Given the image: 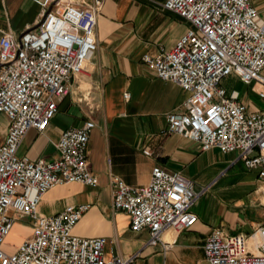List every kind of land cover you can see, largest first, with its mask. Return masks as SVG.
<instances>
[{
  "label": "built area",
  "instance_id": "built-area-1",
  "mask_svg": "<svg viewBox=\"0 0 264 264\" xmlns=\"http://www.w3.org/2000/svg\"><path fill=\"white\" fill-rule=\"evenodd\" d=\"M104 1L46 0L49 8L36 26L0 38V114L8 118L0 144V264H138L137 254L107 258L104 237L72 232L87 204H69L52 215L37 212L43 194L55 185L96 184L87 163L92 120L60 133L57 158L17 155L30 128L45 130L69 82L96 51ZM159 5L189 24L171 48L142 56L156 77L188 92L182 111L166 115L167 132L197 142L202 151L239 152L245 167L257 170L264 196V107L250 105L222 85L233 75L264 103V12L251 0H164ZM110 183L113 209L127 214L132 231H148V245L163 247L165 231H182L196 222L191 206L205 190L196 191L192 180L159 165L146 185L130 186L114 175ZM22 220L30 221V234L6 253L5 240ZM203 251L208 264H264V225L251 234L214 228Z\"/></svg>",
  "mask_w": 264,
  "mask_h": 264
},
{
  "label": "crops",
  "instance_id": "crops-1",
  "mask_svg": "<svg viewBox=\"0 0 264 264\" xmlns=\"http://www.w3.org/2000/svg\"><path fill=\"white\" fill-rule=\"evenodd\" d=\"M64 1L89 4L92 0ZM162 1H104L97 20L96 51L83 72L69 82V92L57 102L58 109L45 130L30 128L17 155L30 160L57 158L60 133L80 126L85 119L92 120L95 125L89 137L87 163L96 184L55 185L43 194L37 212L52 215L69 204H87L72 232L104 237L107 258L137 254L138 264H208L203 244L212 229L251 234L264 225L263 184L257 170L245 167L239 152L216 148L202 151L197 142L167 132L166 115L182 111L188 92L156 77L142 56H156L162 49L171 48L189 24L163 9L159 5ZM251 1L264 12V0ZM49 5L46 0H0V38L7 32L20 36L36 26ZM228 78L237 82L231 90L250 105H257L248 94L251 89L235 76L225 77L222 83ZM125 92L128 98H124ZM7 128L8 118L0 114V144ZM144 149L151 154H144ZM156 165L180 172L192 180L196 191L205 188L191 206L196 222L182 231H165V247L148 245V231H132L127 214L112 207L111 176L130 186H143ZM20 242L10 246L12 251Z\"/></svg>",
  "mask_w": 264,
  "mask_h": 264
},
{
  "label": "rangeland",
  "instance_id": "rangeland-1",
  "mask_svg": "<svg viewBox=\"0 0 264 264\" xmlns=\"http://www.w3.org/2000/svg\"><path fill=\"white\" fill-rule=\"evenodd\" d=\"M262 74L264 75V70L262 71ZM222 85L225 86L228 90H231L232 88L237 86V82L234 78H228L223 81ZM242 88H244V86H242ZM248 94L252 95L254 99H256L258 106L264 107L263 101L258 99L254 94H252L251 91H248ZM30 224L31 223L29 220L17 221L15 223L14 227L5 240L6 244L3 246V250L6 253L13 252L10 246L15 245L16 241H23L29 236L31 228Z\"/></svg>",
  "mask_w": 264,
  "mask_h": 264
},
{
  "label": "bare ground",
  "instance_id": "bare-ground-1",
  "mask_svg": "<svg viewBox=\"0 0 264 264\" xmlns=\"http://www.w3.org/2000/svg\"><path fill=\"white\" fill-rule=\"evenodd\" d=\"M73 2V1H72Z\"/></svg>",
  "mask_w": 264,
  "mask_h": 264
}]
</instances>
